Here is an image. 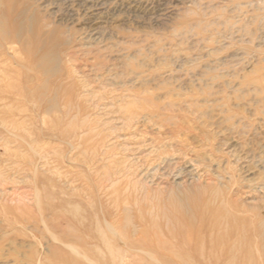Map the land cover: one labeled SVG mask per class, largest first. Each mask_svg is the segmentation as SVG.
Listing matches in <instances>:
<instances>
[{
	"label": "rangeland",
	"instance_id": "374dc122",
	"mask_svg": "<svg viewBox=\"0 0 264 264\" xmlns=\"http://www.w3.org/2000/svg\"><path fill=\"white\" fill-rule=\"evenodd\" d=\"M263 255L264 0H0V264Z\"/></svg>",
	"mask_w": 264,
	"mask_h": 264
},
{
	"label": "bare ground",
	"instance_id": "6f19581e",
	"mask_svg": "<svg viewBox=\"0 0 264 264\" xmlns=\"http://www.w3.org/2000/svg\"><path fill=\"white\" fill-rule=\"evenodd\" d=\"M251 256V255H250ZM264 256V255H263ZM250 258V257H249ZM250 262L252 261V260H249Z\"/></svg>",
	"mask_w": 264,
	"mask_h": 264
}]
</instances>
